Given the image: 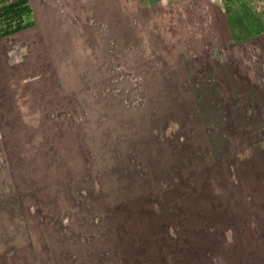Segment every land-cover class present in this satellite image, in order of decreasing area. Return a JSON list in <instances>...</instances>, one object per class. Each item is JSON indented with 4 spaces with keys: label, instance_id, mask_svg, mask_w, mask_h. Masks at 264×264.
<instances>
[{
    "label": "rangeland",
    "instance_id": "obj_1",
    "mask_svg": "<svg viewBox=\"0 0 264 264\" xmlns=\"http://www.w3.org/2000/svg\"><path fill=\"white\" fill-rule=\"evenodd\" d=\"M113 7L0 0V264H264L263 110Z\"/></svg>",
    "mask_w": 264,
    "mask_h": 264
},
{
    "label": "flooded vegetation",
    "instance_id": "obj_2",
    "mask_svg": "<svg viewBox=\"0 0 264 264\" xmlns=\"http://www.w3.org/2000/svg\"><path fill=\"white\" fill-rule=\"evenodd\" d=\"M117 1H119L120 5L132 15L133 18L130 26L142 30L143 32L141 31V34L147 42V38L151 36L149 32H151L154 35L159 34L162 36V40L165 44L170 45V55L167 56L166 53H164V55L171 60V62L168 63L171 70L179 68L176 65L184 54L183 47L179 46L180 41H182L183 44L186 41H189L192 37L202 40L208 35L209 25L214 18L211 9L215 8L222 14L230 12L231 18L239 21L244 19L245 23H255L258 28L264 29V0H200L199 6L191 4L189 7L191 23L189 19L190 16L187 12V7L191 0ZM115 2V0H112V4L115 5ZM157 8L160 9L156 10ZM144 10L155 11H151L149 17L145 18V20H141V15ZM81 12L82 22L80 21L81 24L78 25L83 26V23L86 21L87 13L84 11ZM90 12L91 11L89 10L91 16ZM226 51L238 60V64L243 70H247L250 74L253 72L251 61L245 54L243 47L236 48L232 42L227 46ZM216 53L217 55L219 54L216 50L215 55L213 53V59L215 58ZM167 58L163 59L168 61Z\"/></svg>",
    "mask_w": 264,
    "mask_h": 264
},
{
    "label": "crops",
    "instance_id": "obj_3",
    "mask_svg": "<svg viewBox=\"0 0 264 264\" xmlns=\"http://www.w3.org/2000/svg\"><path fill=\"white\" fill-rule=\"evenodd\" d=\"M117 5L120 11L124 9L120 4L117 3ZM211 10L213 12V17H216L214 14L217 13V9L214 8ZM121 13L122 16L126 18V10L124 9ZM220 14V17H216L217 20L210 23L209 33L205 37V39L210 36L217 38V44H215L214 47L219 50V54L213 59L215 62L213 69L210 70L209 75L205 74L204 78L206 76H211L213 78L219 77V90L218 84H215L214 92L224 91L237 94L236 98H240L239 100L241 102L244 101L238 108L248 106L247 108L251 110V113H255V111L259 109L264 112V29L258 28L255 23H245L244 19L240 21L232 19L230 12L227 14ZM227 33L229 34L227 35ZM243 34L246 36L241 38L240 35ZM232 42L234 47L244 48L245 54L249 57L253 68L251 74L247 70L242 69L238 64V60H236L233 55L227 53V46ZM247 42L251 44L252 53H248L246 50L245 45L247 46ZM204 51H206V48H204ZM207 86L208 85H206V87ZM205 91H208V88ZM221 105L223 104H219L222 108ZM219 106L214 107L216 109ZM216 121L217 122H214L215 124H225V121H227L226 115L221 114L218 119L216 118ZM250 123L252 124V121ZM253 123L255 124V122ZM258 125L264 126V121L258 120ZM81 244L83 245V243ZM67 247L70 253L74 252L71 244Z\"/></svg>",
    "mask_w": 264,
    "mask_h": 264
},
{
    "label": "bare ground",
    "instance_id": "obj_4",
    "mask_svg": "<svg viewBox=\"0 0 264 264\" xmlns=\"http://www.w3.org/2000/svg\"><path fill=\"white\" fill-rule=\"evenodd\" d=\"M112 1V0H111ZM114 2V1H113ZM104 3V2H103ZM116 3H118V4H120L119 2H115V5L113 4V8L111 9V13L112 14H115V16L116 15H118V17L120 18V21H121V27H122V29H123V32H125V29H129L130 27L128 26V19L127 18H124L125 16H122V14H121V12H123V9L120 11V9H119V7H118V5L116 4ZM54 5V4H53ZM138 6V5H137ZM122 7V6H121ZM123 8V7H122ZM105 9V8H104ZM63 12H64V10H63ZM111 14V15H112ZM139 14V13H138ZM131 15V14H130ZM127 16V15H126ZM129 18V17H128ZM131 19H132V16L130 17ZM124 19V20H123ZM125 19H127V20H125ZM64 20V19H63ZM54 21V20H53ZM66 21V20H65ZM126 24V25H125ZM67 25H68V22H67ZM106 26V25H105ZM135 28V27H134ZM107 29V28H106ZM91 30V29H90ZM132 31H133V29H132ZM136 31V30H135ZM148 31V30H147ZM136 33H137V31H136ZM152 34V33H151ZM72 39V38H71ZM148 39V38H147ZM149 43V42H148ZM103 44V43H102ZM149 45H150V43H149ZM142 47V46H141ZM138 49V48H137ZM142 50V49H141ZM153 50V49H152ZM79 52V51H78ZM86 52V51H85ZM128 52H126L125 54H127ZM136 53H138V52H136ZM129 54V53H128ZM130 55V54H129ZM138 55V54H137ZM104 56V55H103ZM105 57V56H104ZM132 57V56H131ZM82 58V57H81ZM113 63V62H112ZM69 64V63H68ZM102 65V64H101ZM56 71V70H55ZM171 261V260H170Z\"/></svg>",
    "mask_w": 264,
    "mask_h": 264
}]
</instances>
